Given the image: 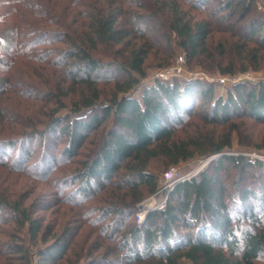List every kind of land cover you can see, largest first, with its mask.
Instances as JSON below:
<instances>
[{"label": "trees", "instance_id": "1", "mask_svg": "<svg viewBox=\"0 0 264 264\" xmlns=\"http://www.w3.org/2000/svg\"><path fill=\"white\" fill-rule=\"evenodd\" d=\"M210 1L58 0L50 11L62 8L60 16L45 19L28 11L32 26L27 36L18 33L15 16L11 22L4 18L0 70L9 68L18 55L42 63L54 78L42 77L45 90L40 105L28 103L33 115L13 124L1 108L12 85L0 76V145L22 154L31 142L40 143L42 158L52 164L41 169V181L55 169L57 158L73 163L62 181L75 187L74 197L57 203L70 205L63 206L71 208L65 214L68 221L98 215L89 220L90 230L76 244L77 229L69 222L42 228L43 219L36 216L57 206H25V200L0 197V213L7 212L33 247L7 242L0 249L4 261L264 262V218L259 216L264 212V162L234 151L232 141L239 130L237 120L264 124V81H239L224 96L199 79L172 77L143 83L144 63L155 51L156 41L168 42L170 37L176 39L186 61L208 72L232 78L262 69L264 18L249 16L253 0H219L206 12L203 7ZM190 11L201 16H189ZM45 23L59 30L40 31L38 25ZM145 25H151L148 32ZM49 35L62 47L43 49L40 56L17 44L31 37L26 45L33 49ZM53 135H58L57 145H63L57 155L58 146L47 153ZM31 154L22 155L23 167ZM210 157L214 158L194 176L166 192L162 209L147 210L142 223H136L144 198L159 189L155 172ZM15 164L19 166L18 160ZM0 166L6 163L0 161ZM233 172L235 178L226 183ZM249 178L250 184L242 186ZM89 200L92 203H84ZM10 237L21 240L17 234Z\"/></svg>", "mask_w": 264, "mask_h": 264}, {"label": "rangeland", "instance_id": "2", "mask_svg": "<svg viewBox=\"0 0 264 264\" xmlns=\"http://www.w3.org/2000/svg\"><path fill=\"white\" fill-rule=\"evenodd\" d=\"M58 0H0V32L4 29V21L10 20L15 16L16 22L20 23L18 25V33L25 34L30 31H27L29 27L32 26L29 19L28 11L31 10L35 14H40L41 16H56L58 13L62 11V8L55 9L53 8L57 5ZM219 0H211L207 6H204V10L208 12L212 10ZM252 9L249 16L253 14L260 15L264 18V0H253ZM183 8L187 10L189 6L183 5ZM60 16V15H59ZM189 16H201L199 13L195 11H190ZM5 18V19H4ZM19 18V19H18ZM29 24L30 26H26ZM40 31L42 32H51L58 31L59 29L53 25H48L45 23L43 25H38ZM149 26L145 25V31L148 32ZM38 29V31H39ZM55 37L49 35L46 37L41 44L33 49H28L27 45L31 40V37H24L17 41V44L21 42L20 49L25 50L31 54H36L38 56L42 55V50H51L56 48H61L62 45L59 43H55ZM33 39V38H32ZM157 49L155 51H151L147 59L144 63V69L146 74V79L143 83H148L156 76V74L161 70H167L166 68H160L166 63H171L170 66L177 65L178 59L181 57L182 62L181 71H184L183 75L178 77H184L185 75H190L195 77L201 81L208 82L214 86V91L216 95H225L227 89L231 88L233 84L229 81H226L225 86L218 85V78L228 79L226 76L219 75L217 72H208L203 70L196 62H188L186 61L185 55L178 47L177 41L175 38L170 37L168 42L166 40H158ZM27 44V45H26ZM40 51V52H39ZM42 52V53H41ZM15 62L12 65L5 69L0 70V76H4L7 78V81L12 85V93L5 94L3 98H7L1 108L5 109V112L8 111V116L12 123H16L17 120L23 116V119H29L28 117L32 114V109L28 110V103L35 104L36 106L40 105V100L42 97V92L45 90L42 82L44 79H53L54 76H50V69L44 67L40 64V62L29 61L28 59L23 58L22 56H15ZM52 57H49L47 60H51ZM104 59V57H103ZM45 68V69H43ZM187 78V77H186ZM232 78H241L242 80L257 82L264 81V64L260 71L258 72H248L245 74H237ZM140 91H136L135 95L139 96ZM198 106H201L199 104ZM237 126L239 128L238 132L233 134V149L234 151L241 152L243 155H246L252 159H258L264 162V124L255 123L251 120H237ZM109 125V124H108ZM50 142V144H49ZM48 142L47 153L54 152L53 149L57 147L56 155L58 154L60 148L63 146L58 144V135H53ZM31 152V156L29 161L23 167L24 161L22 155L25 152ZM57 158V156H56ZM19 162V166L15 164ZM79 160V158L77 159ZM207 159L202 158H194L186 163H182L177 166V174L179 176H184L186 174H190L196 172L202 165V163ZM0 161L6 163V166H0V197H8L10 200L22 199L25 200L24 205L29 206L30 204H34L35 206H57L53 209L51 208L48 211H39L36 213V216H39L43 219L42 228L46 225L54 228L57 224L61 222H65L66 224L69 222L71 226L77 229L76 238L74 243L79 244L82 241L85 235H87L90 230V226L88 222L93 221L95 217L98 215H93L91 217H86L79 222L68 221L70 218L67 214V211L71 209L70 205H63L60 202L70 201L69 199L74 197L73 192L75 187H71V185H64L63 178L71 171L74 167L73 163H62L61 159H56L54 163V170L44 178V181H41L40 176L42 175V168H47L48 166H52V164L46 161V158H42V145L39 143H33L28 145V149H24L22 154H18L17 150L13 147H8L6 145H0ZM22 166V169H21ZM19 169V170H18ZM201 170V169H200ZM199 170V171H200ZM197 171V172H199ZM255 172V171H254ZM158 175L159 188L163 185V175L164 173L155 172ZM235 178V173H231L229 178L226 180V183H231ZM65 179V178H64ZM258 183L261 182L257 181ZM250 184V178L243 181L241 183L242 186H246ZM232 188L229 186V190ZM256 189V188H255ZM254 189V190H255ZM165 197V190L160 193L155 192L152 195L146 196L142 203L146 202V205H150L154 207L155 204H158ZM73 199V198H72ZM75 201L79 200V196H75ZM85 204L92 203V201H86ZM59 208V211L56 214H51L52 210H56ZM64 208H68L64 210ZM151 209V208H148ZM64 210V211H63ZM141 210V209H140ZM139 210V211H140ZM138 211V212H139ZM64 214V215H63ZM137 214V213H136ZM261 218H264V212L259 213ZM134 218V217H133ZM90 220V221H89ZM136 220V216H135ZM0 249L4 248L5 243L13 242H24V244L32 250V244L28 240L25 232H20L15 227V223L11 221L10 216L7 212L0 213ZM64 223V224H65ZM137 223V222H136ZM101 224H96L95 227H100ZM19 235L21 236V240L13 239L11 235ZM40 245V244H39ZM5 256V254H3ZM0 257V264H23L19 260L15 259H5ZM34 261L37 259L33 258ZM82 264V263H80ZM181 264H191L188 261H182ZM261 264H264L261 263Z\"/></svg>", "mask_w": 264, "mask_h": 264}, {"label": "built area", "instance_id": "3", "mask_svg": "<svg viewBox=\"0 0 264 264\" xmlns=\"http://www.w3.org/2000/svg\"><path fill=\"white\" fill-rule=\"evenodd\" d=\"M182 61L183 60L180 57L178 59L177 65L175 64L174 66L167 67V70L159 71L153 79L167 80V79L172 78V77H180V76H182L184 71H181V65L179 64ZM184 77L192 78V76H190L188 74L185 75ZM226 81H229L231 84H234V83H237V82L241 81V78H229V80L225 79V78H218V80H217L218 85H220V86H225L226 85ZM200 168L197 171H199ZM197 171L193 172V173H190V174H186L184 176H179L177 174V168L176 167L169 168L165 172V174L163 175V185H162V187L157 190V193H160L161 191L165 190V197L163 198V200L161 202H159L158 204H155L154 207H151V204L150 205H146V202L142 203L141 204V206H142L141 210L139 212H137V214H136V222H137V224H141L142 223V221L144 220V217H145V215L147 213V210H149L148 208L158 209V210L162 209L165 206V203H166V200H167L166 192L170 191L174 187V185L176 183L185 181V180L189 179L190 177L194 176L197 173Z\"/></svg>", "mask_w": 264, "mask_h": 264}, {"label": "water", "instance_id": "4", "mask_svg": "<svg viewBox=\"0 0 264 264\" xmlns=\"http://www.w3.org/2000/svg\"><path fill=\"white\" fill-rule=\"evenodd\" d=\"M192 79H196L195 77H192ZM214 157H210L208 158L207 160H205L203 163H202V166L200 169H202L203 167H205Z\"/></svg>", "mask_w": 264, "mask_h": 264}]
</instances>
